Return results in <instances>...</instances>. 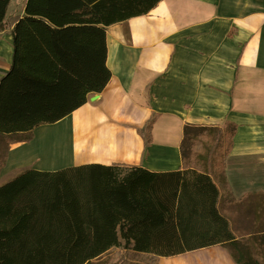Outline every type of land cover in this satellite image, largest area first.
I'll return each instance as SVG.
<instances>
[{"label":"crops","instance_id":"0c3cea01","mask_svg":"<svg viewBox=\"0 0 264 264\" xmlns=\"http://www.w3.org/2000/svg\"><path fill=\"white\" fill-rule=\"evenodd\" d=\"M26 3L11 0L6 19L25 16ZM105 30L110 81L55 122L68 121V140L46 144L49 152L70 151L71 159L45 167L37 164L43 144L29 150L25 133L0 134V186L29 169H68L87 178L81 186L88 206H95L93 216L130 224L144 216L142 208L111 205L121 195L100 191L98 179L136 176L142 173L136 167L177 171L186 124L230 120L238 129L226 158V180L219 183V208L234 244L161 257L158 264H264V0H161L150 13ZM13 56V35L0 30V80ZM153 115L147 144L142 131Z\"/></svg>","mask_w":264,"mask_h":264},{"label":"trees","instance_id":"16d2710c","mask_svg":"<svg viewBox=\"0 0 264 264\" xmlns=\"http://www.w3.org/2000/svg\"><path fill=\"white\" fill-rule=\"evenodd\" d=\"M10 1L0 0V30L14 38L12 67L0 80L7 136L58 122L102 92L112 77L105 27L148 14L161 0H27L25 16L6 19ZM156 119L142 131L147 144ZM237 129L230 120L186 124L179 170L136 167V176L98 179L100 191L121 195L111 205L142 208L130 224L92 215L81 186L87 178L26 170L0 186V264H158L202 247L230 248L236 236L219 208V183Z\"/></svg>","mask_w":264,"mask_h":264},{"label":"rangeland","instance_id":"374dc122","mask_svg":"<svg viewBox=\"0 0 264 264\" xmlns=\"http://www.w3.org/2000/svg\"><path fill=\"white\" fill-rule=\"evenodd\" d=\"M69 123L68 121L63 122L61 124L57 123H46L41 124L40 127L37 128L35 132H31L28 134H23V137H30L28 140L27 148L31 150L34 146L35 142H38V145L43 144L42 147L39 148L40 157L38 159L37 164H41L43 166L50 167L52 163H57L58 165L65 164L71 159L70 151H66L60 154H56L49 152L46 148V144L51 142L52 139H60V140H68L69 135ZM35 134L37 136H35ZM36 140V141H35ZM45 148V149H44ZM46 150V151H45Z\"/></svg>","mask_w":264,"mask_h":264},{"label":"bare ground","instance_id":"6f19581e","mask_svg":"<svg viewBox=\"0 0 264 264\" xmlns=\"http://www.w3.org/2000/svg\"><path fill=\"white\" fill-rule=\"evenodd\" d=\"M76 143H77V140H76ZM80 143V140L78 141V144ZM77 147H80L79 145H77ZM79 149V148H78Z\"/></svg>","mask_w":264,"mask_h":264}]
</instances>
